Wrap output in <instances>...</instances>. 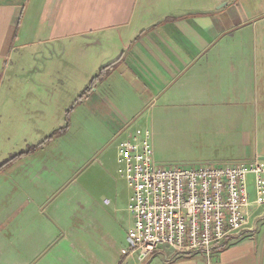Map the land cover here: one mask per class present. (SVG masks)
I'll use <instances>...</instances> for the list:
<instances>
[{"label":"crops","instance_id":"1","mask_svg":"<svg viewBox=\"0 0 264 264\" xmlns=\"http://www.w3.org/2000/svg\"><path fill=\"white\" fill-rule=\"evenodd\" d=\"M236 1L0 0V82L12 54L34 53L63 87L57 101L76 98L63 161L34 158L21 174L0 168V264H264V206L254 204L252 229L209 260L164 247L142 260L121 252L133 219L116 144L149 131L156 116L222 109L235 123L245 117L236 104L264 102V32L253 26L258 12L233 9ZM241 155L264 158L256 146ZM55 164L77 189L52 188Z\"/></svg>","mask_w":264,"mask_h":264},{"label":"rangeland","instance_id":"2","mask_svg":"<svg viewBox=\"0 0 264 264\" xmlns=\"http://www.w3.org/2000/svg\"><path fill=\"white\" fill-rule=\"evenodd\" d=\"M230 5L233 9L258 12L259 18L253 26L258 32L260 29L264 32V0H237ZM257 47L260 49L264 45L258 41ZM10 60L0 82V168L6 165L4 173L21 174L28 165L34 164V158L64 160L65 155L61 154L63 130L76 98L69 103L57 101L63 87L51 82L52 72L46 69L47 62L42 55L12 54ZM257 77L261 78L258 83L264 82V69H258ZM68 88L74 90L76 87L67 84L64 90ZM260 89H264V85L261 84ZM52 95L54 99H51ZM236 105L245 117L236 119L235 123L222 109L195 110L177 117H154L149 137L155 162L196 167L207 162L246 161L241 159V154L250 146L264 152V102ZM239 121L241 124L238 125ZM227 139L233 142L224 144ZM52 168L49 173L54 178L51 184L54 190L77 189L70 182L72 177L68 181H65L68 176L58 179L60 164ZM70 171L73 173L75 168ZM117 176L121 179L118 173ZM246 180L250 196L254 198L252 174H247Z\"/></svg>","mask_w":264,"mask_h":264},{"label":"built area","instance_id":"3","mask_svg":"<svg viewBox=\"0 0 264 264\" xmlns=\"http://www.w3.org/2000/svg\"><path fill=\"white\" fill-rule=\"evenodd\" d=\"M117 173L129 189L133 224L122 254L142 260L153 250H217L251 230L250 207L264 206V158L196 167L155 162L149 131L116 144ZM253 176L254 198L246 175ZM107 202V200H105Z\"/></svg>","mask_w":264,"mask_h":264},{"label":"trees","instance_id":"4","mask_svg":"<svg viewBox=\"0 0 264 264\" xmlns=\"http://www.w3.org/2000/svg\"><path fill=\"white\" fill-rule=\"evenodd\" d=\"M102 70V69H101ZM100 70V72H101ZM99 74V73H98ZM97 76V75H96ZM89 88V85L87 87H85L83 90H82V93H84L87 89ZM52 136V135H51Z\"/></svg>","mask_w":264,"mask_h":264}]
</instances>
